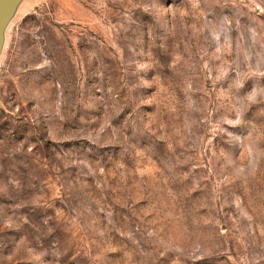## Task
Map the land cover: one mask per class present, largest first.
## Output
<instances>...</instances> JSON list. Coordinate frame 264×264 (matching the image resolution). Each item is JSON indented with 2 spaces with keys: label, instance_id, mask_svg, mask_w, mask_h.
I'll return each instance as SVG.
<instances>
[{
  "label": "rangeland",
  "instance_id": "1",
  "mask_svg": "<svg viewBox=\"0 0 264 264\" xmlns=\"http://www.w3.org/2000/svg\"><path fill=\"white\" fill-rule=\"evenodd\" d=\"M0 264H264V0H0Z\"/></svg>",
  "mask_w": 264,
  "mask_h": 264
}]
</instances>
